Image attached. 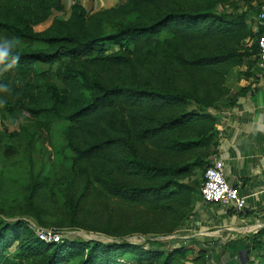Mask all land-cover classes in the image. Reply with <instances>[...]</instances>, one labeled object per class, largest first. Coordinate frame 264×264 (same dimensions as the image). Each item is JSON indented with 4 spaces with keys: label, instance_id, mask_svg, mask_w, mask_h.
<instances>
[{
    "label": "trees",
    "instance_id": "16d2710c",
    "mask_svg": "<svg viewBox=\"0 0 264 264\" xmlns=\"http://www.w3.org/2000/svg\"><path fill=\"white\" fill-rule=\"evenodd\" d=\"M84 1L72 0L68 17L53 18L37 31L65 11L64 0H0V39L13 40L12 54L19 57L11 68L0 64V83L11 89L0 92V117L23 119L21 146L8 145L3 154L13 158L18 148L35 149L37 136L57 131L64 144L58 153L80 180L79 195L77 186H69V225L120 241L69 237L47 243L28 221H9L1 211L0 264H194L184 243L126 240L149 234V226L87 224L79 204L102 198L167 213L172 219L166 232L198 209L204 171L220 151L219 102L231 108L252 90L249 84L232 91L226 78L235 67L242 68L241 80L262 72L264 0H249L244 8L231 0V10L220 9L230 0H122L94 12ZM114 46L119 50L112 51ZM26 159L24 201L34 207L45 183L32 169L34 153ZM194 168L203 169L202 179H192ZM248 241L249 258L238 264H255V248L264 254V229ZM199 259L214 264L208 251L194 260Z\"/></svg>",
    "mask_w": 264,
    "mask_h": 264
},
{
    "label": "rangeland",
    "instance_id": "374dc122",
    "mask_svg": "<svg viewBox=\"0 0 264 264\" xmlns=\"http://www.w3.org/2000/svg\"><path fill=\"white\" fill-rule=\"evenodd\" d=\"M232 1L236 5L244 8L249 0ZM256 1L257 0H252L253 5L257 4ZM83 3L90 12H94L118 6L122 3V0H86ZM230 3L231 0L227 2L226 6H221L220 9L225 7V9L231 10L229 7V5H231ZM64 4L66 7L64 12H55L49 21L37 26L36 30L42 31L46 29L50 25L53 18L68 17L71 11L72 0H64ZM248 21L253 28H259L258 24L255 21H252L251 18ZM253 41V38H248L247 44L252 45ZM117 50H119V46H114L112 48V51ZM242 72V68L235 67L227 76L226 85L232 91L236 92L239 88L242 82ZM219 105L221 106V113L217 110L213 111L216 113L218 112L219 115H221L227 108L223 107V102H219ZM22 123L23 119H19L17 122L11 123L9 120L0 117V212L4 211L10 215L8 218L9 221L26 220L32 227H56L61 230H65L70 233V237L75 240L96 239L103 242L120 241V239L116 237L109 236L101 232L75 228L69 225L70 215L67 209L68 199L70 198L68 195L71 193L69 186L70 184L72 187L77 186L75 182L77 181V183L80 184V180L73 175L70 161L62 159V156L58 153L60 147L64 144L57 131L50 136H47L48 134L46 133L43 136H37L34 142V144H36L35 149L31 148L26 150L18 148V152L13 158H6L4 156V149L8 145L13 146L14 148L21 146L19 144L21 139L19 130ZM137 147L141 154H145L144 152L146 149L144 146L138 145ZM30 153H34L35 159V165H32V169L41 174L40 177L42 178V182L45 183L39 186L37 193L34 196V207L26 205L24 201V195L26 193L25 184L29 181L30 168L26 156ZM160 161L162 160L160 159ZM202 171L203 169L194 168V176L192 179H202ZM76 191L79 195V186L76 187ZM76 200L77 198L75 201ZM199 204L198 209L195 208L191 210L187 215L189 218L187 217V219L185 217L181 221V225L176 230L171 232H166L167 227H170L171 225L172 219V217L167 213L153 214L146 211L142 207H130L124 204L121 200H106L102 198L84 199L80 202L79 206L80 214L82 215L81 219H84L89 225L101 224L106 220H110L111 223L120 224L123 227L128 225L131 227L135 224L137 226L140 224L149 226V228H151V232L149 234L134 233L133 235L125 237L126 240L140 244H146V240H153L154 243L162 241L167 243L164 247H167L168 245L170 247H175L179 243H184L191 251L189 257L192 261L191 263L200 264L202 259L196 261L197 263L194 259L197 258L201 252H207V248L204 247L207 243H202L195 238L186 239L179 237L183 226L191 218L195 217L197 214L196 212L200 210L202 204L201 202ZM192 215L194 216L192 217ZM162 228L165 233L159 232ZM182 233L184 234V232H181V235ZM224 240L227 244L225 245V242L223 243V251L220 250L218 252L219 257L217 255V261L214 264H233L227 256V254L230 253L229 246L227 245H231V243L235 242L236 239L227 237ZM186 241H188V243ZM149 246L152 247L151 244ZM224 255L227 258L226 260ZM243 256L248 260L249 252H245ZM263 257L264 254L255 248L252 251V257L250 260L255 264H264Z\"/></svg>",
    "mask_w": 264,
    "mask_h": 264
},
{
    "label": "crops",
    "instance_id": "0c3cea01",
    "mask_svg": "<svg viewBox=\"0 0 264 264\" xmlns=\"http://www.w3.org/2000/svg\"><path fill=\"white\" fill-rule=\"evenodd\" d=\"M249 84L252 90L221 114L218 125V157L224 162L227 180L240 186L247 206L244 211L237 212L221 204L201 201L196 216L183 226L178 235L207 243L204 247L214 263L218 252L223 251L227 237L236 239L228 244L229 260L233 264L245 260L243 255L247 251L244 247L249 238L264 229V68L256 79L242 80L240 86Z\"/></svg>",
    "mask_w": 264,
    "mask_h": 264
},
{
    "label": "built area",
    "instance_id": "2783aa9c",
    "mask_svg": "<svg viewBox=\"0 0 264 264\" xmlns=\"http://www.w3.org/2000/svg\"><path fill=\"white\" fill-rule=\"evenodd\" d=\"M264 19V11L260 15ZM259 65L264 68V31L259 39ZM201 201L206 204H221L225 207L242 212L247 206L246 198L241 194L240 186L230 183L225 175L224 162L213 156L209 166L204 171L201 188ZM40 240L44 242H63L70 233L56 227L39 228L33 226Z\"/></svg>",
    "mask_w": 264,
    "mask_h": 264
},
{
    "label": "clouds",
    "instance_id": "9594fccd",
    "mask_svg": "<svg viewBox=\"0 0 264 264\" xmlns=\"http://www.w3.org/2000/svg\"><path fill=\"white\" fill-rule=\"evenodd\" d=\"M13 47V40L8 38L0 39V64H5L6 67L11 68L18 62L19 57L12 54ZM10 91L9 85L0 83V92L9 93Z\"/></svg>",
    "mask_w": 264,
    "mask_h": 264
}]
</instances>
